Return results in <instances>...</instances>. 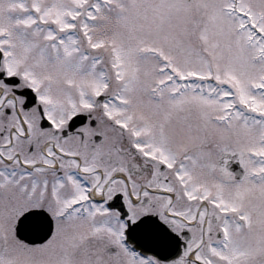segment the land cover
Here are the masks:
<instances>
[{
  "label": "snow or ice",
  "instance_id": "snow-or-ice-1",
  "mask_svg": "<svg viewBox=\"0 0 264 264\" xmlns=\"http://www.w3.org/2000/svg\"><path fill=\"white\" fill-rule=\"evenodd\" d=\"M0 264H264V0H0Z\"/></svg>",
  "mask_w": 264,
  "mask_h": 264
}]
</instances>
